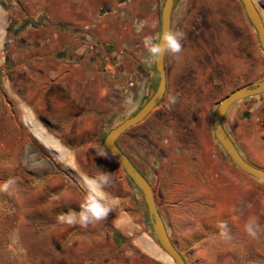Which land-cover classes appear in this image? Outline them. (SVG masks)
Instances as JSON below:
<instances>
[{"label": "rangeland", "instance_id": "rangeland-1", "mask_svg": "<svg viewBox=\"0 0 264 264\" xmlns=\"http://www.w3.org/2000/svg\"><path fill=\"white\" fill-rule=\"evenodd\" d=\"M253 2L264 22V0ZM22 7L0 0L5 59L13 36L39 21L24 17ZM193 9L189 18L175 12L174 31L185 38L178 58L165 55L163 99L117 144L151 184L185 264H264V184L230 161L212 130L219 101L264 76V53L239 0H198ZM150 72L132 78L111 113L106 108L79 124L84 133L38 112L35 124L60 135L57 152L39 143L15 109L6 63L0 67V264H175L157 241L140 191L103 144L154 93V63ZM223 127L241 156L264 170V93L233 104ZM101 171L111 180L96 193L111 206L107 218L87 227L61 222L60 213L79 211L83 181Z\"/></svg>", "mask_w": 264, "mask_h": 264}, {"label": "crops", "instance_id": "crops-1", "mask_svg": "<svg viewBox=\"0 0 264 264\" xmlns=\"http://www.w3.org/2000/svg\"><path fill=\"white\" fill-rule=\"evenodd\" d=\"M13 1L22 4L24 17L39 21L13 36L6 59L1 38L0 67L6 63L8 96L24 121L32 123L29 128L38 141L33 130L42 134L41 145L62 143L47 125L35 124L38 112L51 123L84 133L79 124L94 121L106 108L111 113L125 100L134 76H150L154 60L142 38L157 37L163 0ZM197 2L175 0L171 30L176 10L192 17ZM139 20L148 26L138 34L134 25Z\"/></svg>", "mask_w": 264, "mask_h": 264}, {"label": "water", "instance_id": "water-1", "mask_svg": "<svg viewBox=\"0 0 264 264\" xmlns=\"http://www.w3.org/2000/svg\"><path fill=\"white\" fill-rule=\"evenodd\" d=\"M244 12L252 25L258 39L259 46L264 53V22L257 10L253 0H239ZM175 0H163L159 11V31L158 36L166 29H171V16ZM165 55L159 60H154V69L157 74V85L154 93L142 105V107L133 115L124 119L117 126L109 130L106 134L103 144L105 150L112 155L122 167L124 173L140 191L147 208L148 217L157 241L163 251L173 260L175 264H185L182 255L170 240L162 217L156 205L154 192L149 181L131 162L129 157L117 146V140L130 128L138 125L146 119L147 116L161 102L166 90V70L164 65ZM264 93V76L249 85L238 87L224 96L215 109L212 118V130L215 139L229 157L230 161L242 172L250 175L264 184V170L248 163L239 153L233 141L228 136L223 127V118L228 109L236 102L245 98L254 97ZM244 113L243 117H247Z\"/></svg>", "mask_w": 264, "mask_h": 264}, {"label": "clouds", "instance_id": "clouds-1", "mask_svg": "<svg viewBox=\"0 0 264 264\" xmlns=\"http://www.w3.org/2000/svg\"><path fill=\"white\" fill-rule=\"evenodd\" d=\"M134 26L139 34L148 26V22L139 20L135 22ZM184 38V33L166 29L158 37L143 36L142 44L153 60H159L165 54H171L174 58H178L183 48L182 41ZM100 155L102 158H109L107 153H100ZM110 182V174L106 171L99 172L95 177L87 178L83 181L86 195L84 201L80 204L79 211L60 213L57 218L61 222L70 225L79 224L81 227H87L89 224L106 219L111 212V206L106 200L98 197L96 193L103 192L110 185ZM4 190H7V183Z\"/></svg>", "mask_w": 264, "mask_h": 264}, {"label": "bare ground", "instance_id": "bare-ground-1", "mask_svg": "<svg viewBox=\"0 0 264 264\" xmlns=\"http://www.w3.org/2000/svg\"><path fill=\"white\" fill-rule=\"evenodd\" d=\"M34 133H36L38 135L39 141H42V134L39 133V131L37 130V128H35L33 130ZM36 136V135H35ZM43 142V141H42ZM44 146L52 151H57L58 152V146L55 144L49 145V144H44Z\"/></svg>", "mask_w": 264, "mask_h": 264}, {"label": "flooded vegetation", "instance_id": "flooded-vegetation-1", "mask_svg": "<svg viewBox=\"0 0 264 264\" xmlns=\"http://www.w3.org/2000/svg\"><path fill=\"white\" fill-rule=\"evenodd\" d=\"M207 29H210V27L208 26V28ZM166 55V54H165ZM164 65H165V70H166V88H167V84H168V78H169V68H168V65H167V62H166V60H164ZM166 91V90H165ZM165 94V93H164ZM164 97V96H163ZM163 99V98H162ZM126 133V132H125ZM124 133V134H125ZM123 134V135H124ZM122 135V136H123Z\"/></svg>", "mask_w": 264, "mask_h": 264}, {"label": "trees", "instance_id": "trees-1", "mask_svg": "<svg viewBox=\"0 0 264 264\" xmlns=\"http://www.w3.org/2000/svg\"><path fill=\"white\" fill-rule=\"evenodd\" d=\"M31 26H34V25H31ZM117 146H118V144H117ZM142 174V173H141ZM143 175V174H142ZM144 176V175H143ZM145 177V176H144ZM153 189V188H152ZM116 238H118V235L117 234H115L114 235Z\"/></svg>", "mask_w": 264, "mask_h": 264}]
</instances>
